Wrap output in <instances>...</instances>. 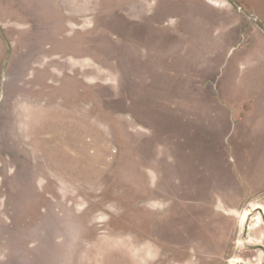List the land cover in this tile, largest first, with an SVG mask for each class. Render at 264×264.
<instances>
[{"label":"rangeland","instance_id":"rangeland-1","mask_svg":"<svg viewBox=\"0 0 264 264\" xmlns=\"http://www.w3.org/2000/svg\"><path fill=\"white\" fill-rule=\"evenodd\" d=\"M0 264H264V0H0Z\"/></svg>","mask_w":264,"mask_h":264}]
</instances>
